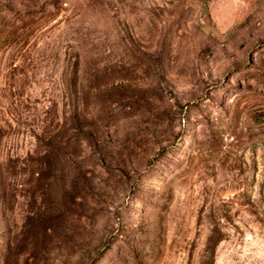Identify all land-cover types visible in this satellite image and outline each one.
Listing matches in <instances>:
<instances>
[{
    "label": "rangeland",
    "instance_id": "obj_1",
    "mask_svg": "<svg viewBox=\"0 0 264 264\" xmlns=\"http://www.w3.org/2000/svg\"><path fill=\"white\" fill-rule=\"evenodd\" d=\"M0 264H264V0H0Z\"/></svg>",
    "mask_w": 264,
    "mask_h": 264
}]
</instances>
